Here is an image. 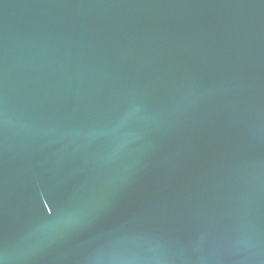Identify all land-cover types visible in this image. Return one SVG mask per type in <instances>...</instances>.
<instances>
[{"label": "water", "instance_id": "95a60500", "mask_svg": "<svg viewBox=\"0 0 264 264\" xmlns=\"http://www.w3.org/2000/svg\"><path fill=\"white\" fill-rule=\"evenodd\" d=\"M0 264H264V0H0Z\"/></svg>", "mask_w": 264, "mask_h": 264}]
</instances>
